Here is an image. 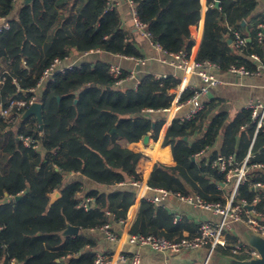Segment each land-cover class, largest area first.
<instances>
[{
  "label": "trees",
  "instance_id": "16d2710c",
  "mask_svg": "<svg viewBox=\"0 0 264 264\" xmlns=\"http://www.w3.org/2000/svg\"><path fill=\"white\" fill-rule=\"evenodd\" d=\"M17 1L0 0V19L10 17ZM260 1L220 0L216 7L209 0L197 60L216 63L222 71L232 65L253 71L256 65L251 56L257 54L264 65V11L257 12ZM133 2L153 42L168 53L190 54L194 44L191 27L201 19L200 0ZM19 19L9 21L10 28L0 32L3 108L25 99V95L33 96L29 89L56 58L91 50L143 58L133 33L123 27L117 8L108 9L107 0H37L21 12ZM234 31L248 39L243 49L230 43ZM108 68L106 60L97 58L46 84L41 93V137L35 117L21 120L26 107L10 109L12 123L0 112V264H10L11 260L15 264H95L98 240L85 231H99L127 219L136 199L132 181H140L136 165L142 156L128 144L141 141L149 133L154 139L158 137L164 122L160 113L170 108L175 98L171 91L181 80L146 75L134 89L117 86ZM192 93L186 89L181 101H187ZM216 107L213 101L205 103L192 119L172 122L165 143L172 146L176 166L156 164L148 183L151 188L226 204L228 192L218 187L224 175L206 165L204 159L194 158L222 136L221 147L211 153L212 159L222 155L242 160L250 149L255 123L249 110H242L228 122L227 113L213 115ZM20 135L39 140L41 151L24 146L17 138ZM252 152L254 161L264 164L262 131ZM139 169L146 172L148 165L142 162ZM72 172L96 186L86 191L80 181L66 182L65 177ZM253 173L252 183H264V168ZM55 192L60 197L50 204ZM17 196L21 198L16 200ZM255 196V190L245 184L239 188L237 199L253 203ZM86 197L93 198L88 211L78 208ZM255 208L264 219V192ZM70 225L81 232L64 236ZM196 230L188 218L175 221V215L165 207L144 199L130 234L177 241L186 237L184 231L193 236ZM237 241L234 234L228 235V245ZM218 252L233 256L229 246Z\"/></svg>",
  "mask_w": 264,
  "mask_h": 264
},
{
  "label": "built area",
  "instance_id": "2783aa9c",
  "mask_svg": "<svg viewBox=\"0 0 264 264\" xmlns=\"http://www.w3.org/2000/svg\"><path fill=\"white\" fill-rule=\"evenodd\" d=\"M131 9V18L136 30L140 35L150 42L152 41L151 32L148 30L147 25L141 20L138 11L135 7L133 0H125ZM209 1V0H208ZM207 1V7L209 8V3ZM220 0H212L211 5H214ZM108 9H113L111 0H107ZM10 28V22L6 19H2L0 23V32L4 29ZM261 28H264V25H261ZM259 39H262V33H259ZM152 45L160 52L161 61L165 63H170L175 67L176 70L183 71L185 74L190 77L197 76L200 81V86H194L191 90L193 91L190 98L185 102V105L189 106V111L186 116L181 118V121L190 120L195 117L200 111L205 108L204 98L208 97L209 93L216 87L222 84L221 80L216 76L215 70L219 69L220 66L216 63H213L209 60L198 61L197 59H192L190 55L185 51H180L178 53H168L166 52L161 45L156 42H151ZM247 43V38L243 36L239 31L233 32V44L236 49H243ZM99 52V50H91L82 53L85 56L90 55L93 52ZM252 59L255 62V70H249L244 66L232 65L229 67L228 72L240 75V76H251V75H261L264 74L260 66V57L257 54H253ZM68 57L64 59L56 58L54 59L48 67H46L36 85L29 89V92L33 96L25 95V99L12 101L11 105L8 108H2L0 110L1 115L8 119L10 109L14 106L20 108L28 107L33 103L38 101L37 95L39 91L44 89L46 84L49 81L54 80L57 76L73 70L75 66L72 64H65L68 60ZM168 58L171 60L168 61ZM141 64H145L144 60H140ZM258 63V65H257ZM110 73L116 79V84L121 85L125 81L131 79L135 75V71H130L129 75H124V71L120 66L113 65L110 68ZM167 78V76H159L156 78ZM5 80V79H4ZM246 110L251 112L253 122L255 123V133L254 137L248 150L247 154L242 160H237L233 156H222L219 155L215 159H210L205 162L206 165H209L212 168L217 169L220 173L224 175L222 182L218 183L220 189L221 184L229 186L230 196L226 201L225 205L219 203H211L205 201L199 195H184L178 192H173L168 189H153L156 193L155 196L149 199L153 204H159L162 200H165L169 197H174L181 202L186 203L194 208H198L204 211L211 212L220 217L219 221H201L198 223L196 234L193 236H186L181 240H169L166 238H159L153 235H141L135 234L128 237V242L131 244L137 245L139 247H146L150 251L157 254H174L180 255L185 252H192L203 248H208V256L203 264H209V258L212 253L219 248L231 247L233 256L239 257L243 256L244 258H253L258 256V252L251 249L247 245L237 241L234 245H228V235L233 234L234 227L237 223L245 224L252 231L261 234L264 236V219L261 213L257 212L255 204L259 200L261 194L264 192V183L256 182L252 183L251 179L254 176L255 171L261 170L264 168L262 162L254 161L253 145L255 139L259 132L264 133V101L260 99L249 100L245 106ZM153 112V110H148ZM20 141L24 146L38 149L39 141L30 138L25 135H20ZM205 151L199 152L196 157L204 154ZM206 153V152H205ZM132 184L136 187L139 186V181H132ZM248 184L256 192L255 199L253 203H249L246 199H237L238 190L241 186ZM93 202L92 197H88L79 205V208H83L88 211L90 205ZM253 208L250 209L249 207ZM109 214V213H108ZM121 223L124 220L120 221ZM110 224L103 226L101 229L104 230L107 234V237L110 241L114 242L117 240V235L110 230ZM118 261L121 264H142V256L139 252H136L132 256L127 255L126 253H121L118 257ZM109 255L98 253L95 260V264H108ZM10 264H15L14 260H11Z\"/></svg>",
  "mask_w": 264,
  "mask_h": 264
},
{
  "label": "crops",
  "instance_id": "0c3cea01",
  "mask_svg": "<svg viewBox=\"0 0 264 264\" xmlns=\"http://www.w3.org/2000/svg\"><path fill=\"white\" fill-rule=\"evenodd\" d=\"M201 1V19L199 24L191 27V34L194 40V44L192 46L190 57L192 59H197L199 56V52L201 49L203 36H204V25L206 13L208 11L207 1L208 0H200ZM111 4L114 8H117L120 17L122 20L123 27L130 30L133 33L134 39H136L139 49L143 54L142 59H134L131 57L121 56V55H113L105 52H93L88 56L83 55L82 53L73 52L65 64H72L73 66H81L85 62L93 63L97 58L106 60L109 63L108 72L114 78V76L110 73V68L113 65L120 66L124 75L128 76L130 71H135V75L133 78L125 81L121 85L117 86H127L137 89L139 85L142 83V79L146 75H151L154 77L159 76H167V78L172 77H180V85L177 89L172 90L171 93H174L175 98L170 106V108L162 111L160 115L163 116V126L160 130V133L156 139L150 135V140L147 145H145L142 140L138 142H131L128 144V148L133 150L134 152L141 153V157L136 165V173L139 176L140 184L136 187V199L134 204L130 207L127 219L124 220L123 223L119 222L117 225H113L110 227L117 235V240L112 242L108 239L107 234L104 230L100 229L99 231H85L87 234L95 235L98 240V253H103L109 255V263L108 264H121L118 261V257L121 253H126L129 256H132L136 252H139L142 256V264H192L197 262L199 258L203 257L205 249H199L192 252H185L180 255L174 254H157L146 247H139L137 245L131 244L128 242V237L131 235V229L133 228L137 217L139 215L142 201L147 199L149 201L150 198L155 196L154 188L149 186V180L151 178L152 172L156 164H162L167 167L176 166V161L174 159L172 146L171 144H166L167 133L170 125L175 119L181 120L182 117L186 116L189 111V106L185 105V102L181 101V96L186 89H192L194 86H200L202 83L197 76L190 77L185 74L183 71L176 70L174 66L170 63H165L161 61V54L158 50L152 45V41L142 37L140 33L134 27L131 18V9L129 4L125 0H111ZM264 11V0L260 1L258 6V11ZM7 19V18H3ZM2 20V19H0ZM248 40V39H247ZM233 44V41L231 42ZM140 60H144L145 64H141ZM171 59L168 58V61ZM260 66L264 72V65L262 61H260ZM258 65V63H257ZM216 76L221 80L222 84L218 87L214 88L208 95V97L204 98V103H210L211 101L217 104L216 109L213 112V115L217 113H227L228 122L232 121L239 112L245 110V106L249 100L260 99L264 101V74L261 75H251V76H240L229 73L227 71H222L221 67L214 71ZM162 78V77H161ZM159 78V79H161ZM115 79V78H114ZM158 79V78H157ZM116 80V79H115ZM117 83V82H115ZM45 88V87H44ZM44 89L39 91L37 98L38 101L35 103H41V93ZM34 104V103H33ZM25 108L23 114L21 116V120L23 119L24 113L30 107ZM3 107L0 105V110ZM43 111V110H42ZM36 118V117H35ZM8 119L9 123H12L11 113H9ZM37 119V118H36ZM38 121V120H37ZM44 122V121H43ZM39 123V121H38ZM39 135L40 137L43 135L40 129L39 123ZM197 135V134H195ZM20 136H18V140ZM145 137V136H144ZM39 141V140H37ZM222 144V136H219L214 144L207 150V152L201 156L195 157L200 161L204 159L203 162H207L208 159L211 158V153L215 151H219ZM41 142L39 141V148L34 149L36 151H41ZM28 148V147H27ZM33 149V148H32ZM151 150V151H150ZM43 153V152H42ZM144 162L148 165V169L146 172H142L139 167ZM51 168H55L54 165L50 166ZM66 182L72 181H80L84 184V189L88 191L96 186L95 183L90 181L88 178L84 177L80 173H74L67 175L65 177ZM132 185V184H131ZM221 187L224 190H227V200L230 196L229 186L221 184ZM87 198V197H86ZM85 200V199H84ZM84 202V201H83ZM150 202V201H149ZM156 206H163L168 211L175 215V221H180L183 218H188L193 221L196 228L197 224L201 221H211L216 222L219 221L220 217L211 212L204 211L198 208H194L190 205H187L184 202L179 201L174 197H169L165 200H162L159 204H154ZM79 208V206H78ZM237 223L234 227L233 234L238 237V240L242 242L240 237V233L238 232ZM197 231V230H196ZM81 232V229L79 233ZM186 236H189L188 231H184ZM76 236V235H75ZM244 244V243H243ZM198 264V263H197Z\"/></svg>",
  "mask_w": 264,
  "mask_h": 264
},
{
  "label": "water",
  "instance_id": "95a60500",
  "mask_svg": "<svg viewBox=\"0 0 264 264\" xmlns=\"http://www.w3.org/2000/svg\"><path fill=\"white\" fill-rule=\"evenodd\" d=\"M36 1L37 0H18L16 2L15 8L12 11L10 17H7L6 20L7 21L17 20L18 22H20L19 15L21 14V12L25 8L33 6ZM219 5H220V2L215 3L216 7H218ZM1 22L2 20H0V23ZM244 24H245V21L242 23V25ZM231 42L232 41H230V43ZM42 110H43V105L41 103H34L27 109V111L24 113L22 118L25 119L30 116H35L40 123V129L43 130L44 122H43ZM149 140H150V135L147 134L143 138L142 142L145 145H147L149 143ZM59 197H60V194L58 192H55L54 194H52L50 204H53ZM20 198L21 196H17L16 200H19ZM249 208L252 209L253 207L250 206ZM237 227H238V232L240 233V237L242 239V243H244L251 249L257 251L258 256L253 257V258L240 259L235 256H228V255H224L218 252L214 254L215 255L214 264H264V236L252 231L243 223H239ZM79 231H80L79 227L70 225L63 232V235L64 236H75L79 234ZM39 234L40 233H38V235Z\"/></svg>",
  "mask_w": 264,
  "mask_h": 264
},
{
  "label": "rangeland",
  "instance_id": "374dc122",
  "mask_svg": "<svg viewBox=\"0 0 264 264\" xmlns=\"http://www.w3.org/2000/svg\"><path fill=\"white\" fill-rule=\"evenodd\" d=\"M216 253H218V250L214 251L212 253V255L210 256V258H209V264H214V261H215V255L214 254H216ZM207 256H208V250L205 249V252L203 254V257L199 258V260L197 261V263L198 264H203L205 262V260L207 259ZM240 257H243V256H240Z\"/></svg>",
  "mask_w": 264,
  "mask_h": 264
}]
</instances>
